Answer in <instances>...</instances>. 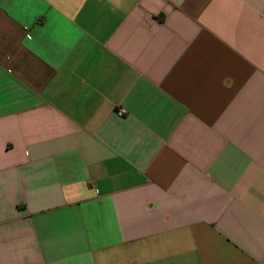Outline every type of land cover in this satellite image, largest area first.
Returning a JSON list of instances; mask_svg holds the SVG:
<instances>
[{
  "label": "crops",
  "instance_id": "0c3cea01",
  "mask_svg": "<svg viewBox=\"0 0 264 264\" xmlns=\"http://www.w3.org/2000/svg\"><path fill=\"white\" fill-rule=\"evenodd\" d=\"M0 264H264V0H0Z\"/></svg>",
  "mask_w": 264,
  "mask_h": 264
}]
</instances>
